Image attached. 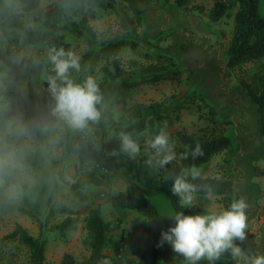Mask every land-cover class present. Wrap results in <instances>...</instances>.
<instances>
[{
    "label": "rangeland",
    "instance_id": "1",
    "mask_svg": "<svg viewBox=\"0 0 264 264\" xmlns=\"http://www.w3.org/2000/svg\"><path fill=\"white\" fill-rule=\"evenodd\" d=\"M217 1L220 0H198L177 12L170 7L172 3L164 6L161 0H140V5L146 13V22L136 36L131 35L139 42L140 47L135 52L130 49L123 51L121 57L124 66L130 70V61L133 60L148 64L149 59L145 57L147 53L153 60L157 59L156 55L159 54L172 55L175 67L168 66V73L162 81L138 86L126 105L111 111L106 126L101 131L102 137L108 143L106 153L120 157V163L111 175L94 164L78 159L77 153L65 156L61 146L62 135L73 128L56 114L50 116L31 107L24 92V72L26 65L38 56L47 59L43 85L55 106L54 98L49 92L48 77L54 75L48 59L49 49L34 45L17 54L12 63L14 87L6 93L1 102L13 103L17 118L5 131H0V144L8 147V151L0 156V167L7 164L21 171L28 187L26 206L33 216L23 213H0V255L4 264H30L27 248L10 237L17 225L23 226L35 238L43 235L47 239L46 264H62L66 253L72 254L78 260L88 257L89 251L83 244L86 236L84 220L88 211L98 206L102 209L105 221L119 222L120 225L119 230L110 235L106 249V253L114 258L113 264H132L137 261L140 240L149 233V223L136 211L114 207L112 197L119 192H136L150 200L163 215L173 212V208L165 194L148 190L125 175V163L133 158L120 151L118 133L126 129L138 105L162 103L173 95L176 98L167 101L164 107L158 109L159 113L156 115L161 118L159 124L169 135L182 131L199 139L222 134L231 138L233 166L230 168L225 163L226 155L221 154L199 170L204 177L225 175L234 181L237 198L243 197L249 204V229L244 240L246 244L238 245L248 254H264V203L261 201L264 200V160H260V157H264V139L254 130L256 121L252 102H245L246 94L240 88V80L252 81L253 75L264 65V59L232 71L226 70L225 50L233 33L237 8L221 21L213 23L209 14ZM55 7L66 11V16H61V24L69 25V28L63 30L64 48L72 49L81 56V68L79 71L71 70L72 79L81 83L92 76L97 82L100 81L101 61L95 59L94 55L87 60L85 57L88 51L99 49L103 39L117 32L116 15L101 9H82L74 0H43L40 9L27 14L25 20L35 28L41 29L45 12ZM260 14L264 17V0H260ZM84 17L96 33L95 37L87 34L89 41L85 37H76L71 30H81V20ZM187 48L192 49L191 52L188 53ZM202 53L211 56L213 67L207 70L204 69L206 65L200 66L197 73L194 67L196 62L201 61ZM205 72L211 78L206 83L204 92H200L193 86L194 79L204 81ZM6 80L5 75L0 76V85L6 86ZM202 97L205 101H202ZM38 128H43L45 134L50 137V144L45 148L41 147L34 137ZM80 131L87 136L97 137L89 127ZM85 137L81 138V141ZM148 139L146 137L138 141L142 151L137 157L145 155L143 149ZM86 144L82 147H86ZM37 149L46 153V164L24 168L21 164L24 155ZM254 170L257 173L262 171L259 178L250 176ZM90 174H95L103 184L89 185L81 189V193L87 197L86 201H82L78 198L75 185L78 181L87 180ZM0 189L11 199L19 197L17 188L7 185L3 180H0ZM196 201V207L190 208L196 213L216 211L220 206H225L221 197L196 196ZM65 209L74 211L80 223L76 232L62 238L52 229L65 219ZM116 247L119 249L117 255ZM175 256L171 247L165 244L159 264H167L166 260Z\"/></svg>",
    "mask_w": 264,
    "mask_h": 264
},
{
    "label": "trees",
    "instance_id": "2",
    "mask_svg": "<svg viewBox=\"0 0 264 264\" xmlns=\"http://www.w3.org/2000/svg\"><path fill=\"white\" fill-rule=\"evenodd\" d=\"M43 0H0V76L5 75L6 86L0 85V131L6 130L9 124L15 122L17 118L16 107L13 103H4L2 100L6 93L13 89L15 79L12 63L17 54L29 46H41L50 49L65 46V35L63 30L69 25H62L61 16H66V11L55 7L45 12L44 23L41 29L35 28L25 20L27 14L37 12ZM82 9H101L113 12L116 15L117 32L110 35L100 43L99 49L88 51L85 59L94 55L95 59L101 61L99 73L101 80L97 83L103 96V103L100 107L101 118L96 122H90L89 128L96 135L87 136L80 129H70L63 133L61 146L64 155L77 153L78 159L88 164H94L102 170L113 174L120 163V157L106 153L108 143L101 135L105 128L107 118L113 109L126 105L132 97L135 89L142 84H156L162 81L168 73V66H174L173 56L156 55L157 59L149 54L145 57L149 59L148 64L139 61H130V70H127L122 60V53L125 49L137 51L139 42L131 37L136 36L138 30L144 27L146 13L140 5V0H74ZM197 0H161L164 6L172 3L179 9L188 7ZM237 8L234 15V27L231 39L225 50L226 70L232 71L247 64L258 62L264 59V17L260 14V0H220L217 1L210 11V21L216 23L228 16L230 12ZM82 29H71L76 37L89 39L88 36L95 37L96 33L89 26L88 20L84 17L81 20ZM84 59V60H85ZM155 61V63L153 62ZM47 59L41 56L36 57L25 67L24 72V92L30 100L33 110L45 112L53 116V100L47 96V89L43 85V75ZM83 62V61H82ZM168 63V65H167ZM58 84L60 81H57ZM242 92L249 97L252 104L256 105L255 121L260 137H264V65L261 70L255 73L252 81L240 80ZM196 92V91H195ZM175 95L167 98L162 103L153 105L140 104L132 114L131 120L124 131L131 132L138 141L148 137L149 139L162 128L159 124L158 115L160 108L166 105L167 101H172ZM202 101H205L202 97ZM86 136L82 141L81 138ZM177 141V151H185V145L195 147L199 142L203 148V155L193 160L191 156L187 160H174L166 169L160 171L150 170L145 160V154L128 160L125 163V175L137 182L142 187L165 194L172 205L173 211L183 210L179 208L177 197L171 194V181L165 179L170 171L178 172L181 167L195 165L198 169L211 163V161L221 154H225V163L233 166V144L230 137L226 135L214 136L212 138L199 139L187 132H177L170 134ZM34 137L41 147L49 146L50 137L45 134L43 128H38ZM100 137V138H98ZM86 144V147L82 145ZM190 150V149H189ZM8 151V147L0 144V156ZM47 155L43 150L27 152L21 160L24 168L45 165ZM0 180L7 185L17 188L18 199H11L0 189V213H23L33 216V213L26 206L27 185L23 180L19 169L12 168L7 164L0 167ZM197 184L209 185L213 192L209 195L205 191L196 193L197 197H221L225 206L232 199L237 198L234 181L226 177L201 176L195 181ZM95 174H90L85 181H78L75 188L78 198L86 201L87 197L81 193V189L89 185H102ZM114 207L122 210H132L142 215L149 223L150 231L141 237V247L138 251V260L132 264H159L164 247H158L160 233L167 230L171 221L168 215H163L158 208L146 197L136 192H119L111 199ZM186 214H195L192 209H185ZM65 219L52 230H55L62 238L68 234L76 232L79 228V218L70 209H65ZM86 236L83 241L85 248L89 251V256L82 260L76 259L72 254L66 253L62 264H103L104 260L114 263V258L106 253L110 242V235L119 230V222L105 221L102 216L100 206L91 208L84 220ZM11 238L23 244L30 254V264H46L47 239L41 235L38 238L30 235L21 225H17L10 234ZM237 244L245 246V241H237ZM116 255L119 249L116 247ZM167 264H185L184 258L176 254L175 258L167 259ZM236 260L230 251L222 254L216 264H234ZM0 264H4L0 255ZM199 264H208L202 260Z\"/></svg>",
    "mask_w": 264,
    "mask_h": 264
},
{
    "label": "clouds",
    "instance_id": "3",
    "mask_svg": "<svg viewBox=\"0 0 264 264\" xmlns=\"http://www.w3.org/2000/svg\"><path fill=\"white\" fill-rule=\"evenodd\" d=\"M48 59L54 75L48 77L49 92L55 101L54 114L74 129H85L90 122L101 118L103 96L97 80L89 76L77 83L71 77V70L79 71L81 56L72 49L51 47ZM60 81L58 84L57 81ZM120 151L135 158L141 154V144L128 131L118 133ZM143 151L148 156L146 166L152 171L164 170L174 160H193L202 156L203 148L199 142L195 147L185 145V151H177V141L165 128L145 141ZM190 149V150H189ZM201 178L200 170L195 166H184L178 172L170 171L165 179L171 181V194L177 197L179 211L168 214L171 221L167 230H162L158 247L168 244L174 254L184 258L185 264H199L206 260L216 264L222 254L230 251L237 264H264V254H248L236 243L246 239L249 229V204L243 197L232 199L227 206L216 211L186 214L185 209L196 207V193L205 191L212 194L207 184H197ZM103 264H111L104 260Z\"/></svg>",
    "mask_w": 264,
    "mask_h": 264
},
{
    "label": "crops",
    "instance_id": "4",
    "mask_svg": "<svg viewBox=\"0 0 264 264\" xmlns=\"http://www.w3.org/2000/svg\"><path fill=\"white\" fill-rule=\"evenodd\" d=\"M196 2H198V0L196 1ZM196 2H194V3H192V4H195ZM191 5V4H190ZM189 5V6H190ZM170 7L171 8H173L174 10H177V12H180V10H183V9H185V8H183V9H179V8H177L176 6H174L173 4H170ZM221 21V20H220ZM219 22V21H218ZM214 23V22H213ZM217 23V22H216ZM191 50L192 49H190V48H187V52L189 53V52H191ZM197 50V49H196ZM199 50V49H198ZM202 50V49H201ZM200 50V51H201ZM212 50V49H211ZM214 53L216 52L215 51V47H214ZM186 52V53H187ZM197 53V52H196ZM201 53V52H200ZM201 55V57H200V60L201 61H199V62H196V67H194V69L197 71V73H198V69L200 68V66H202V67H204L205 65V67H204V69L206 68L207 70L208 69H210L211 67H213V63L210 61L211 60V56H209L208 55V53L205 55V53H202V54H200ZM183 57V56H182ZM184 58V57H183ZM182 65H187V64H183L182 63ZM205 75H206V77H205V79H204V81H200L199 82V80H195L194 79V84H193V86H194V88H196V89H198L200 92H204V90L206 89V83L207 82H209L210 81V75H208L207 74V72H205ZM237 87V86H236ZM240 93H241V91H240ZM241 94H243V93H241ZM251 102L250 101V99H249V97H247L246 96V101L245 102ZM225 105H228V104H225ZM228 106H230V105H228ZM229 108H231V106L229 107ZM252 109H253V111H254V118H255V114H256V110H257V107H256V105H254V104H252ZM254 130H256V132H258L257 131V127L254 129ZM258 136H259V133H258ZM260 137V136H259ZM262 139H264V137H261ZM263 150H264V147H263ZM261 159L260 160H262V162H263V160H264V157L262 156V157H260ZM261 170V169H260ZM264 171V170H263ZM261 173H262V171H259L258 173H257V171H252V174H250V176L251 177H258L259 178V176L261 175ZM262 201V203H264V200H261ZM263 215H264V212H263ZM263 219H264V217H263Z\"/></svg>",
    "mask_w": 264,
    "mask_h": 264
}]
</instances>
